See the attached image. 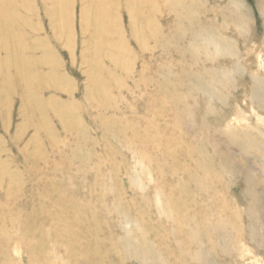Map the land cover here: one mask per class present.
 Returning <instances> with one entry per match:
<instances>
[{"label": "rangeland", "instance_id": "374dc122", "mask_svg": "<svg viewBox=\"0 0 264 264\" xmlns=\"http://www.w3.org/2000/svg\"><path fill=\"white\" fill-rule=\"evenodd\" d=\"M7 1L29 36L19 67L49 79L30 114L0 39V264H264V0L166 1L141 40L121 8L83 37L92 2L74 0L72 46L54 0Z\"/></svg>", "mask_w": 264, "mask_h": 264}, {"label": "bare ground", "instance_id": "6f19581e", "mask_svg": "<svg viewBox=\"0 0 264 264\" xmlns=\"http://www.w3.org/2000/svg\"><path fill=\"white\" fill-rule=\"evenodd\" d=\"M29 2L27 4V8L32 7V1L26 0ZM55 5L52 8V11L50 13V17L52 20H54V23L56 26H59L57 29V35L59 41L65 42L66 46H72L73 41V18H72V4L74 0H54ZM92 2V9L89 7L88 4H85L81 7V14L80 17L82 19V34L83 37L86 35L85 32L90 31L91 32V40L94 39V31L97 33H103L105 31H109V22L106 21L104 15L111 14L113 11H117L118 9H124L127 11L130 19L131 24L135 26L136 32L133 31V35L137 37V40H141L144 37L143 32L138 30V26L140 22L143 20V17L145 15H149L151 13V10H153L154 13H157L159 6L161 3L166 2L169 3V6H166L165 8L169 9L171 11L172 9L176 8L177 5L181 7V9L184 11H187L188 5L183 3L180 4L178 0H89ZM12 5L11 1L8 3L7 0H0V39L2 43L6 44V47L9 51H14L13 54H9V60L14 62L16 66L18 67V70L20 72V77L23 76V79H25V88L27 91V99H28V110L29 113L32 114L35 112L36 108L40 109V96L39 92L37 90V81L40 79H46L49 78L46 76L47 74L44 73L43 70L38 66L39 60L36 62L33 59H31L30 65L24 69H21L18 65L17 56L24 57L23 47L26 49L28 47L27 40L29 39V36H26V39H19V35H21L24 31H22V26L24 24V16L21 15L17 10H10V6ZM70 11V14L68 13ZM150 12V13H149ZM152 12V13H153ZM117 17L114 16V20L112 21V24L114 25L118 21H120L121 14H116ZM182 15V14H181ZM95 16L99 19V22L92 23L91 17ZM71 20V21H70ZM58 24V25H57ZM2 27V28H1ZM158 29V28H156ZM157 32V31H156ZM121 33H124L122 31ZM123 35V34H121ZM123 40V39H122ZM120 40L117 43L118 46V52H119V59H116L115 61H123V58L128 54L126 47V41ZM103 41H106L103 39ZM44 47H47L45 43H43ZM51 48L50 42L49 46L45 48L44 51ZM126 51V52H125ZM51 53L56 57V51L52 50ZM124 53V54H123ZM58 61V59H57ZM124 62V61H123ZM114 63V62H113ZM1 65V63H0ZM116 65V63H115ZM33 66V68H31ZM118 69L121 71L122 68L120 67L118 63ZM99 86V83H98ZM48 109L49 111H54L53 105L48 104L45 110ZM43 110L41 114L44 113ZM30 121V119H27ZM37 125L39 124L40 128L39 130H46L47 128L50 129V118L41 116V119L35 120ZM30 173V172H29ZM34 173V172H32ZM2 176L10 177L8 171H3V163L0 162V178ZM21 176L23 174L21 173ZM20 174L18 177H21ZM31 178H36L37 176L35 174L30 173ZM17 177V178H18ZM36 180V179H35ZM37 182L35 181V184ZM34 188L36 191L38 189L47 191V193L52 190V187H41L39 184H37ZM18 190L16 189L14 191H11L10 194L7 196V198L11 199L13 198L14 194L16 195L18 193ZM46 193V194H47ZM52 193V192H51ZM54 196L58 198V194L55 195V191L52 193ZM56 198V199H57ZM34 201V205H37L39 208L47 207L42 201L37 200L35 197L32 199ZM5 211H3L4 213ZM63 218V221L66 223L68 220L67 215H61ZM17 217H19V214H17ZM0 218L5 219L6 215H0ZM61 229L57 227V231L59 232ZM11 237H8V233L5 230H0V240L9 241ZM62 243V242H61ZM95 244H98L96 241ZM37 246H31V249H36ZM37 259V258H36ZM8 264V263H4Z\"/></svg>", "mask_w": 264, "mask_h": 264}]
</instances>
